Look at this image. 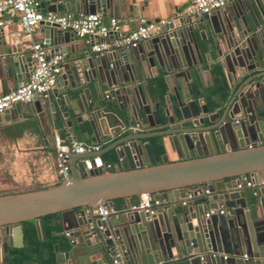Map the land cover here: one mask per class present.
<instances>
[{
    "label": "water",
    "instance_id": "95a60500",
    "mask_svg": "<svg viewBox=\"0 0 264 264\" xmlns=\"http://www.w3.org/2000/svg\"><path fill=\"white\" fill-rule=\"evenodd\" d=\"M103 1L93 0L91 10L102 9ZM70 10L63 5L62 12ZM231 21L226 19L216 28L214 18L206 15L166 24L160 35L149 41L148 65L161 60L167 72L172 67L187 74L191 49L198 48L194 31L199 30L201 40L206 41L210 29H215L214 43L224 37L229 46L235 45ZM40 25L45 27L44 44L54 47L56 53L63 50L70 32L48 23ZM129 51L140 54L141 46L125 53ZM143 59L140 56L139 62L132 64L125 58L117 68V81L104 68L82 61V81H95L100 94L105 84L110 97L121 96L116 99L119 104L130 99L139 111L147 103L143 88L129 87L133 81L127 73L136 74ZM94 64L98 67L97 60ZM14 70L10 74L15 80ZM75 75L79 77L77 72ZM175 77H168L172 86ZM236 101L240 113L227 111L216 121L209 119L210 126H204L205 120L199 116L207 115V108L195 106L192 117L182 112L177 128L167 114L169 131L125 137L105 152L72 156L70 177L57 186L0 196V241L26 221L34 222L38 239L44 240L40 219L58 213L71 250L67 261L55 247L56 264H264V81L251 90L242 88L234 93L230 107ZM100 108L109 110L107 104L95 109L91 118L94 131L99 124L104 129L111 127L109 114ZM98 118L106 120L98 122ZM155 137L161 139L163 148L168 145L178 154L176 161L163 155L162 164L156 163L150 143H143ZM105 153H111L116 163L102 161ZM226 179L236 181L218 189L216 184ZM242 181H253L256 187L242 188ZM238 185L241 188H236ZM141 194L152 195L168 206L153 213L129 211ZM117 199L125 201L123 211L100 220L96 209L107 206L117 210L113 202ZM208 211L213 213L206 218Z\"/></svg>",
    "mask_w": 264,
    "mask_h": 264
},
{
    "label": "crops",
    "instance_id": "0c3cea01",
    "mask_svg": "<svg viewBox=\"0 0 264 264\" xmlns=\"http://www.w3.org/2000/svg\"><path fill=\"white\" fill-rule=\"evenodd\" d=\"M92 1L60 0L56 3L45 4L42 10L75 15L95 11L93 13H99L105 22L110 18L118 19L120 21L119 32L126 34L131 27L124 24L125 19L143 17L150 21H171L176 14L182 13L189 0H104L105 6L97 11L91 10ZM64 4L71 10L62 12ZM207 16L214 18L216 28L219 25L222 26L226 19L232 20L230 24L233 25L237 36L236 44L229 46L224 37L218 38L217 43H214L212 35L216 36L215 29H210L211 35L206 36V41L201 40L199 30L194 31L198 48L195 51L191 49L190 67L187 74L186 72L179 74L172 67H168L167 72L161 60H154V65H148V59H151L149 41L159 36L160 33L142 42L140 44L141 53L136 52V55H133L131 51L125 53L130 48L95 54L83 41L70 33L64 49L58 50V53L64 54L63 72L58 77L56 88L50 97L47 100L36 99L30 104H20L19 107L15 106L11 111L0 116V189L8 191L6 195H9L41 190L60 184L53 152L54 135H59L66 142L72 140L82 142L87 146H98L97 152H105L108 147L125 137L132 138L137 135L169 131L171 124L168 123L167 114L174 119V128H177L182 112L192 117V114H195V106L203 110L208 109L207 115H199L205 120L204 126L212 125L209 119L216 121L227 111H230L232 115L235 112L240 113L242 108L238 101L230 107L234 93L242 88L244 91L251 90L253 86L261 85L264 81V0H227L223 9ZM44 29V25H39L31 41L44 43L42 33ZM18 32L16 21L11 26L0 29V95L25 83L30 75L31 41L18 39L16 42L14 35ZM109 41L111 39H108ZM49 49L54 52L55 48L49 47ZM140 56L144 57L143 62L140 61L142 67L137 69L136 74L131 72L128 75L127 73L133 81L129 87L141 85L143 88L147 103L142 104L139 111L130 99L119 104L116 99H121V96L110 97L111 90L105 84L100 94L94 84L95 81L88 79L85 82L82 81L83 77L79 67L82 61H89L93 68H104L109 77L117 81V68L123 64L124 59L136 64ZM94 60L98 61V67L94 64ZM194 62L196 65H193ZM14 69L18 76L15 80L10 74L11 70L15 72ZM75 72L79 74V77L75 75ZM171 75L176 76L174 86L168 80ZM98 82L97 80L96 83ZM215 91L224 92L217 99ZM99 96H102V99H99ZM106 96H109L110 100ZM99 104H107L109 107V110L100 109L109 114L108 122L111 127L106 126L104 129L99 124L100 127L98 126L94 131L91 118L95 109L99 108ZM101 120L106 119L98 118V122ZM120 124L122 127L119 126ZM164 140L167 142L166 139ZM147 142L150 143L148 140H143V143ZM164 148L163 155L168 161L178 159V154L168 145ZM163 155L159 158L155 157L157 164H162ZM109 158H111V153L101 156L102 161H108ZM116 161L115 158L111 162L114 164ZM77 165L80 166V162H77ZM235 181L236 179H226L224 183H217L216 187L219 189L225 184H234ZM246 183L242 181V188L256 187L253 181H250L251 187H246ZM114 204H117L118 211H123L125 207L123 199ZM167 206L162 203L156 210ZM61 221L60 214L55 224L60 227L58 235L66 239L64 241H67L69 248L65 250L63 243V248L59 249L55 244L54 252L56 247L58 252L69 261L68 254L71 244ZM23 245L21 226L13 227L9 236L3 235L1 238L0 264H8L7 257L10 248L21 249ZM25 264L34 263L29 261Z\"/></svg>",
    "mask_w": 264,
    "mask_h": 264
},
{
    "label": "built area",
    "instance_id": "2783aa9c",
    "mask_svg": "<svg viewBox=\"0 0 264 264\" xmlns=\"http://www.w3.org/2000/svg\"><path fill=\"white\" fill-rule=\"evenodd\" d=\"M60 0H0V29L11 26L15 21L19 28V39L31 41L34 31L41 23L56 25L63 32H70L83 41L95 54H103L120 48H136L142 42L159 34L161 27L181 18L203 17L219 11L226 6L227 0H189L182 13L173 20L150 21L143 17H129L124 24L130 25L126 34L119 32L120 21L110 18L105 22L99 13L78 14L42 12V4H51ZM108 39L111 41L108 42ZM31 70L28 80L6 94L0 95V116L11 111L16 105L30 104L36 99L47 100L54 92L58 77L63 72L64 54L49 49L43 42L30 45ZM107 97V96H106ZM98 146H87L82 142L63 140L53 136V152L56 159V174L60 181L70 177L69 161L72 156L97 152ZM246 187H251L247 182ZM237 188H241L240 185ZM207 193V192H206ZM160 201L152 195L141 194L129 211L153 213L160 206ZM98 218L105 220L121 211L107 206H99ZM213 213H206L205 217ZM220 214L223 211L219 212ZM226 259V256H224Z\"/></svg>",
    "mask_w": 264,
    "mask_h": 264
},
{
    "label": "trees",
    "instance_id": "16d2710c",
    "mask_svg": "<svg viewBox=\"0 0 264 264\" xmlns=\"http://www.w3.org/2000/svg\"><path fill=\"white\" fill-rule=\"evenodd\" d=\"M216 90V89H215ZM224 91H215L216 98L219 99ZM150 142L154 158H159L164 154V148L160 138H150ZM110 161H114L115 157L111 155ZM122 199L113 201L118 203ZM117 205V204H116ZM60 214H51L42 217V228L44 233V241H39L37 237L36 227L33 221H26L21 224L22 236L24 245L21 249H12L8 251L7 263L8 264H25L32 262L34 264H56V254L54 252V245L56 244L59 249L65 250L69 245L62 239V235H58L60 227L55 224ZM66 240V239H65ZM64 243V244H63Z\"/></svg>",
    "mask_w": 264,
    "mask_h": 264
},
{
    "label": "rangeland",
    "instance_id": "374dc122",
    "mask_svg": "<svg viewBox=\"0 0 264 264\" xmlns=\"http://www.w3.org/2000/svg\"><path fill=\"white\" fill-rule=\"evenodd\" d=\"M7 192H8V191L1 190V189H0V196H2V195H6Z\"/></svg>",
    "mask_w": 264,
    "mask_h": 264
}]
</instances>
